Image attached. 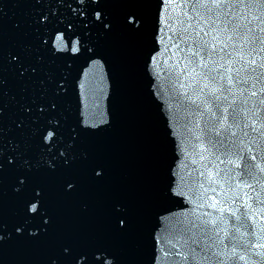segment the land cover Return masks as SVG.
Returning <instances> with one entry per match:
<instances>
[{
    "label": "water",
    "instance_id": "95a60500",
    "mask_svg": "<svg viewBox=\"0 0 264 264\" xmlns=\"http://www.w3.org/2000/svg\"><path fill=\"white\" fill-rule=\"evenodd\" d=\"M216 3L0 0V264H264V0Z\"/></svg>",
    "mask_w": 264,
    "mask_h": 264
},
{
    "label": "snow or ice",
    "instance_id": "6c2138e0",
    "mask_svg": "<svg viewBox=\"0 0 264 264\" xmlns=\"http://www.w3.org/2000/svg\"><path fill=\"white\" fill-rule=\"evenodd\" d=\"M213 3L217 8L221 6L220 3H216V0H213ZM241 19H244V17H241ZM252 20H260L261 24H264V20H261L259 16H252V18L248 20L247 24H236L233 28L234 35L243 44V47L238 52L239 59L243 63L240 68L235 69V82L233 81L231 75H229L227 81L229 85L234 84V86L237 87L240 97H246L243 100H241V105H245V106L248 103V99L257 96V91L255 90L249 91V81H253L252 73H256L257 67L264 70V62L257 65V61L255 58L245 60V56H244V50L247 49L250 44L255 45L258 42L259 44L264 45V39L257 40L253 35V29L249 27V25L252 23ZM260 31L264 32V28H261ZM229 39H231V37H229ZM251 51H255V48L253 47ZM260 51L264 52V47H262ZM235 62L236 61H234V63ZM250 66H253L251 67V72L248 71ZM205 67H207V64H205ZM226 71L228 73H231L233 72V68L229 66L226 69ZM261 79H264V72H262L260 75H258L255 78V81L250 85V87L254 89L256 83L259 82ZM216 91L217 89L215 88L212 89V92H216ZM228 91L231 92L232 88L230 87ZM260 91L264 92V87H262ZM216 99H220V97L217 96ZM233 103L235 104V99L233 100ZM259 103L261 105H264V99H261ZM245 111H251L252 116H256L258 110H248L245 107L237 106L234 107L232 110V124H227L228 117L226 115H224L222 119H218L217 123L221 125L223 131H225L227 134H230L233 137L237 135V130L240 131L243 136L247 137L249 135L248 131H246L247 129L250 128L251 132L253 133H256L258 129L255 126L256 120H252L251 124L247 122H242L244 120L243 113ZM248 119H251V117H248ZM48 135L51 136L52 133L49 132ZM217 135H219V132H217ZM261 135H264V131L261 132ZM252 159H255V156H253ZM260 170L264 171V168H261ZM33 207H35V205H33ZM260 247H264V245H260ZM240 259L243 260L244 258L240 257Z\"/></svg>",
    "mask_w": 264,
    "mask_h": 264
}]
</instances>
